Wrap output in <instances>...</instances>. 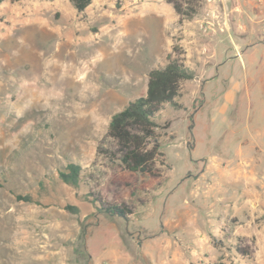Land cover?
<instances>
[{"label": "rangeland", "instance_id": "374dc122", "mask_svg": "<svg viewBox=\"0 0 264 264\" xmlns=\"http://www.w3.org/2000/svg\"><path fill=\"white\" fill-rule=\"evenodd\" d=\"M164 1L92 0L81 12L71 0L0 3V264H126L124 243L136 254L141 245L187 234L162 223L171 209L184 206L188 192L176 179L186 148L174 149L173 134L183 137L186 118L189 123L195 113L205 121L216 116L215 145L204 150L213 153L225 146L230 120L239 129L255 112L242 89L233 105L222 100L238 73L234 62L222 65L212 95L203 88L197 96V112L181 105L188 99L182 81L181 107L165 104L156 115L163 153L156 175L120 165L107 134L111 114L144 95L145 73L162 65L168 40L169 52L179 59L183 53L180 21L168 26L151 7ZM135 4L150 7L126 17ZM67 162L81 167L77 187L59 178ZM255 195L254 218L223 214L209 242L185 250L193 252L190 264H264V182L256 183ZM99 199L125 203L129 219L92 213Z\"/></svg>", "mask_w": 264, "mask_h": 264}, {"label": "crops", "instance_id": "0c3cea01", "mask_svg": "<svg viewBox=\"0 0 264 264\" xmlns=\"http://www.w3.org/2000/svg\"><path fill=\"white\" fill-rule=\"evenodd\" d=\"M152 6L159 8L168 26L178 21L171 4L164 1ZM140 7L150 6L135 4L130 8L133 12L126 17L132 16ZM178 29L181 30L183 47L180 60L194 73L192 79L183 83V92L188 98L181 104L184 111L192 109L197 112L192 106L198 95H204L201 89L208 88L207 93L212 95L219 69L234 62L238 73L232 75L230 85L222 93V100L233 105L242 89L249 105H254L255 113L248 119L252 122L246 121L239 129L234 128L233 120H230L225 131V146L209 154L204 150L210 144L215 145L213 138L218 136L216 116L205 121L198 117V112L189 123L186 118L184 136L178 138L173 134L170 142L175 150L186 148L187 160L183 161L176 179L180 180L179 183L184 181L188 192L184 206L171 209L168 219L162 223L179 236L187 234L182 235L183 240H180L181 236L167 242L161 239L149 247L141 245L136 254L124 243L126 264H137L142 259L152 264H190L189 254L193 252L185 250L197 249L202 243L209 242L208 234L217 231L223 214L237 218L244 215L248 222L250 217L254 218L255 185L258 181L264 182V4L253 0L204 2L194 17L180 21ZM170 44L168 40L159 64H164ZM145 90L146 85L142 92ZM229 145L235 146L233 151L226 148ZM170 166L172 170V164ZM207 201H213V205L206 206ZM208 208L213 209L212 216L204 213ZM191 234L196 236L194 240L188 238Z\"/></svg>", "mask_w": 264, "mask_h": 264}, {"label": "trees", "instance_id": "16d2710c", "mask_svg": "<svg viewBox=\"0 0 264 264\" xmlns=\"http://www.w3.org/2000/svg\"><path fill=\"white\" fill-rule=\"evenodd\" d=\"M4 0H0V3ZM92 0H71L77 12L83 11ZM172 5L178 16V21L191 19L200 9L201 0H165ZM173 45L172 50L176 51ZM193 71L184 66L181 60L168 52L162 66L153 67L147 73V83L144 95L130 100L123 108L111 114L107 124V134L113 139L119 154L120 165L135 173L156 175L155 165L160 162L163 155L160 143L157 140L156 128L158 123L156 115L165 104L181 107L177 98L181 93L182 81L192 79ZM168 126L165 122L164 127ZM191 125L188 126L190 129ZM190 135V131H189ZM81 167L73 162H67L62 170L58 171L62 182L77 187ZM16 198L32 201L29 194H17ZM96 215L117 217L124 221L129 219L131 209L125 203H110L102 199L94 200ZM67 208L78 211V208L68 205ZM75 211V212H76Z\"/></svg>", "mask_w": 264, "mask_h": 264}, {"label": "built area", "instance_id": "2783aa9c", "mask_svg": "<svg viewBox=\"0 0 264 264\" xmlns=\"http://www.w3.org/2000/svg\"><path fill=\"white\" fill-rule=\"evenodd\" d=\"M205 2H208V3H212V2H214V1H216V0H204ZM253 1H255V2H257V3H263L264 4V0H253ZM204 27V26H203Z\"/></svg>", "mask_w": 264, "mask_h": 264}]
</instances>
